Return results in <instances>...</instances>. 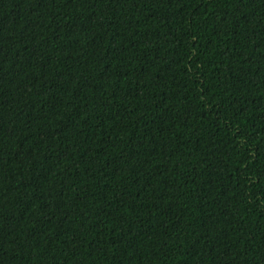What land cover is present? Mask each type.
<instances>
[{"label":"trees","instance_id":"trees-1","mask_svg":"<svg viewBox=\"0 0 264 264\" xmlns=\"http://www.w3.org/2000/svg\"><path fill=\"white\" fill-rule=\"evenodd\" d=\"M0 264H264V0H0Z\"/></svg>","mask_w":264,"mask_h":264}]
</instances>
